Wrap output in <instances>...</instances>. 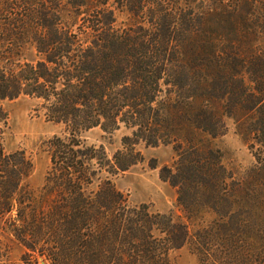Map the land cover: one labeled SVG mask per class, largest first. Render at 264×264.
Wrapping results in <instances>:
<instances>
[{"label": "trees", "instance_id": "obj_1", "mask_svg": "<svg viewBox=\"0 0 264 264\" xmlns=\"http://www.w3.org/2000/svg\"><path fill=\"white\" fill-rule=\"evenodd\" d=\"M20 98L63 128L39 189L0 134L1 229L24 264H171L183 247L198 264H264V0H0V102ZM227 120L255 161L241 177L211 142ZM95 128L128 134L109 157L83 138ZM161 145L179 217L104 176Z\"/></svg>", "mask_w": 264, "mask_h": 264}, {"label": "rangeland", "instance_id": "obj_2", "mask_svg": "<svg viewBox=\"0 0 264 264\" xmlns=\"http://www.w3.org/2000/svg\"><path fill=\"white\" fill-rule=\"evenodd\" d=\"M37 103L28 98L15 101L0 102V134L8 152L23 150L31 159L33 171L29 183L34 189H39L44 182L49 167V155L45 151L44 142L54 135L63 134V128L45 119L43 112L36 110ZM228 130L222 136L211 140L212 146L222 153V161L236 177L243 176L254 165L243 138L236 132L232 121L227 120ZM128 134L124 128L112 135H106L100 128L92 129L83 134L88 144L103 146L107 155L121 147V139ZM144 161L128 171L111 176L105 174L122 193L129 204H147L152 211L171 213L175 217L182 216L176 202V192L159 178V170L164 165H171L175 154L170 146L155 148L140 147ZM155 166L156 168H153ZM0 239L10 246L11 264H24L23 248L12 242L1 229ZM171 264H198L197 257L187 247L170 253ZM41 259L37 264H41ZM47 264V263H46Z\"/></svg>", "mask_w": 264, "mask_h": 264}, {"label": "water", "instance_id": "obj_3", "mask_svg": "<svg viewBox=\"0 0 264 264\" xmlns=\"http://www.w3.org/2000/svg\"><path fill=\"white\" fill-rule=\"evenodd\" d=\"M40 263H41V264H46V262H44V261H42V260H41V262H40Z\"/></svg>", "mask_w": 264, "mask_h": 264}]
</instances>
